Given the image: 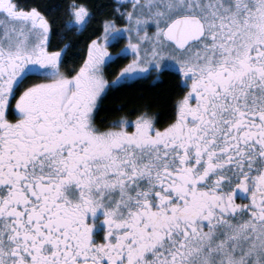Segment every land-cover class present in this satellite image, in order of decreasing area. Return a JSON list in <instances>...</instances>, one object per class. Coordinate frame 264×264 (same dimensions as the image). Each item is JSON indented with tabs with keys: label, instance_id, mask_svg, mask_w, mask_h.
Instances as JSON below:
<instances>
[{
	"label": "snow or ice",
	"instance_id": "obj_1",
	"mask_svg": "<svg viewBox=\"0 0 264 264\" xmlns=\"http://www.w3.org/2000/svg\"><path fill=\"white\" fill-rule=\"evenodd\" d=\"M0 264H264V0H0Z\"/></svg>",
	"mask_w": 264,
	"mask_h": 264
}]
</instances>
